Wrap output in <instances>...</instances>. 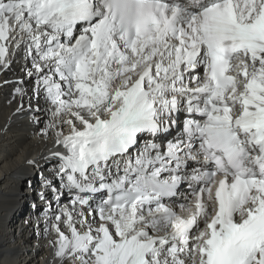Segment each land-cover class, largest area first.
<instances>
[{"label":"snow or ice","instance_id":"snow-or-ice-1","mask_svg":"<svg viewBox=\"0 0 264 264\" xmlns=\"http://www.w3.org/2000/svg\"><path fill=\"white\" fill-rule=\"evenodd\" d=\"M19 53L59 264H264V0H0Z\"/></svg>","mask_w":264,"mask_h":264},{"label":"bare ground","instance_id":"bare-ground-1","mask_svg":"<svg viewBox=\"0 0 264 264\" xmlns=\"http://www.w3.org/2000/svg\"><path fill=\"white\" fill-rule=\"evenodd\" d=\"M23 68L24 61L17 55L8 70L0 71V260L4 264H59L48 244L50 237L43 234L45 205L37 196L41 171L47 174L53 166L45 158L55 149L51 140L40 135L43 112L29 111L27 97L24 111H16L20 100L14 98L15 88L30 92L32 87ZM36 106L33 100L32 107ZM33 116L42 122L35 123ZM28 160L37 163L30 165Z\"/></svg>","mask_w":264,"mask_h":264},{"label":"rangeland","instance_id":"rangeland-1","mask_svg":"<svg viewBox=\"0 0 264 264\" xmlns=\"http://www.w3.org/2000/svg\"><path fill=\"white\" fill-rule=\"evenodd\" d=\"M2 165H4L3 163H1ZM4 167V166H3ZM39 203H41L42 204V202H39ZM43 205V204H42ZM16 222V221H15Z\"/></svg>","mask_w":264,"mask_h":264}]
</instances>
